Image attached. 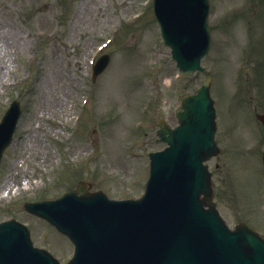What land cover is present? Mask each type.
<instances>
[{
  "label": "rangeland",
  "instance_id": "374dc122",
  "mask_svg": "<svg viewBox=\"0 0 264 264\" xmlns=\"http://www.w3.org/2000/svg\"><path fill=\"white\" fill-rule=\"evenodd\" d=\"M248 1L212 0L213 42L204 65L213 75L221 154L210 169L215 201L229 226L243 222L264 235L261 155L246 151L264 134L255 117L264 112V47L258 39L264 46V2L253 0L244 14ZM151 9L150 0H0V121L15 99L24 111L0 187L29 182L27 190L0 195V220L26 224L35 245L63 263L73 247L25 214L23 203L58 198L82 180L113 199L140 197L148 154L165 147L156 142L157 121L177 125L181 97L201 84L199 74L178 76ZM141 11L143 18L130 24ZM235 12L239 17L224 22ZM107 39L112 43L99 53ZM103 54L111 55L110 65L93 83L91 61Z\"/></svg>",
  "mask_w": 264,
  "mask_h": 264
},
{
  "label": "water",
  "instance_id": "95a60500",
  "mask_svg": "<svg viewBox=\"0 0 264 264\" xmlns=\"http://www.w3.org/2000/svg\"><path fill=\"white\" fill-rule=\"evenodd\" d=\"M207 13L206 0H157L164 37L184 76L199 69V60L209 47ZM208 91L209 77L199 95L183 100L178 110L182 126L174 132L168 128L161 132L171 148L151 156L152 178L142 201L108 204L98 198L85 202L98 196L83 194V198L71 193L57 205L34 208L75 238L82 264H264V241L245 226L229 232L212 207L209 212L203 210L200 196L204 194L210 204L211 185L202 163L217 153ZM17 113L11 110L0 129L9 141ZM166 134L170 136L166 138ZM9 141L0 143V155ZM73 213L95 224L77 223L72 231L61 227L60 220ZM121 222V228H116ZM7 232L11 235L13 231ZM108 232L114 237L106 242ZM126 235L139 237L132 240ZM152 239L149 248L142 247ZM41 262L55 264L43 256Z\"/></svg>",
  "mask_w": 264,
  "mask_h": 264
}]
</instances>
